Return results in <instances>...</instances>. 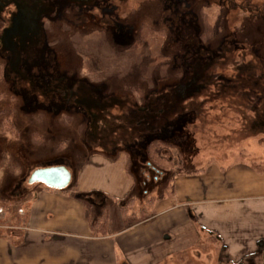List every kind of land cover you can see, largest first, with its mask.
I'll list each match as a JSON object with an SVG mask.
<instances>
[{
	"label": "rangeland",
	"instance_id": "1",
	"mask_svg": "<svg viewBox=\"0 0 264 264\" xmlns=\"http://www.w3.org/2000/svg\"><path fill=\"white\" fill-rule=\"evenodd\" d=\"M44 1L52 10L40 20L42 42L35 55L24 58L23 68L43 87L61 76L69 84L77 79L88 82L97 96L109 100L111 116L105 123L111 128L104 140L90 137V118L83 105L66 104L59 95H39L31 85L16 87L5 76L7 59L0 39L1 211L12 195L25 197L35 192V185H45L29 182L38 168L66 166L73 175L69 185L49 189L77 193L78 176L93 155L105 150L109 156L126 153L135 181L126 212L141 219L168 188L170 194L182 168L188 174L214 166L224 173L234 168L264 173V128L255 127L257 107L262 105H256L252 95L257 86L264 87V0H233V7L226 0H106L92 7ZM249 5L253 14L246 9ZM12 8L0 7V38L10 24ZM143 25L162 34L134 46ZM204 50L207 58L201 56ZM199 59L209 64L205 72L211 81L201 97L184 100L189 90L175 86L191 81ZM241 73L258 77V85L241 82ZM227 82L239 87L237 91L226 90ZM159 94L163 108L179 106V111L149 117L152 124L143 123L133 131L137 123L121 115L146 108V101ZM12 124L18 128V139L12 138L17 132ZM152 142L161 164L149 155ZM222 248L219 240L205 238L175 252L166 264H264V250L235 262L222 257Z\"/></svg>",
	"mask_w": 264,
	"mask_h": 264
},
{
	"label": "crops",
	"instance_id": "2",
	"mask_svg": "<svg viewBox=\"0 0 264 264\" xmlns=\"http://www.w3.org/2000/svg\"><path fill=\"white\" fill-rule=\"evenodd\" d=\"M108 152L92 156L77 178V193L45 184L8 198L0 210V264H166L205 238L219 240L228 261L264 250V173L214 166L188 174L182 168L170 194L168 188L139 220L122 209L135 187L128 157ZM104 212L107 232L94 234L92 224Z\"/></svg>",
	"mask_w": 264,
	"mask_h": 264
},
{
	"label": "flooded vegetation",
	"instance_id": "3",
	"mask_svg": "<svg viewBox=\"0 0 264 264\" xmlns=\"http://www.w3.org/2000/svg\"><path fill=\"white\" fill-rule=\"evenodd\" d=\"M68 2H75L79 6L87 5L89 7L95 6L101 1L106 0H67ZM230 7L232 6L233 0H226ZM235 7L238 5L235 4ZM14 9L13 13L10 14V24L4 29L1 35V49L6 54L7 65L4 67L6 78L12 80L16 87L19 84L31 85L32 90H38L39 95H46L51 97L59 95L65 103L81 104L87 108L89 114V130L88 135L90 137L97 138L98 140H104L108 137L110 131L109 125L105 123L108 116H111L107 110H109L108 102L106 98L97 96L96 92L92 89V85L84 80L77 79L71 84L68 83V78L65 76L54 77L49 82L48 87H43L40 81L36 78L30 77L28 72L23 68L24 58L35 55V48L41 44V33L42 25L40 23L41 18L52 10V6L49 2L44 0H0V7H11ZM79 9H82L79 7ZM247 11L253 14V8L251 5L246 7ZM264 11V8L262 9ZM261 11V12H263ZM44 52V51H43ZM207 51L201 56L207 58ZM51 53V51L47 52ZM53 54V53H52ZM208 63H204L199 59L196 67H194V73L190 80L180 82L175 88L181 89H195L197 86L201 87V83L198 80V75L201 76V66L206 69L209 67ZM204 68V69H205ZM14 77H12V75ZM187 82V83H186ZM200 83L199 85L196 83ZM37 85V88L35 86ZM197 85V86H196ZM146 111V108H142ZM140 108H132L128 110V113L124 114V118L127 122L137 123V126L132 129L136 131L138 127L142 125V119L140 116ZM104 117V118H103ZM147 121H145L146 123ZM101 124L104 126L101 127ZM124 128V125H120ZM135 134L134 132H131Z\"/></svg>",
	"mask_w": 264,
	"mask_h": 264
},
{
	"label": "trees",
	"instance_id": "4",
	"mask_svg": "<svg viewBox=\"0 0 264 264\" xmlns=\"http://www.w3.org/2000/svg\"><path fill=\"white\" fill-rule=\"evenodd\" d=\"M263 14V13H262ZM140 36H141V38L140 39H136L135 41H134V43H133V45L134 46H140V45H142V43H143V40L146 38H149V37H151V36H154L155 34H162V31H160V30H157V29H154L153 27H150V26H148V25H143V27L141 28V30H140ZM204 52V51H203ZM204 64V63H203ZM205 67H201V76L200 75H198V80L200 81V83H196V84H200L201 85V87H198L197 85V87L195 88V89H189L188 88V90H189V92L188 93H186L185 95H184V97H183V99L185 100V96H188V97H190V98H194L195 96H199V97H201L202 96V93L203 92H205L207 89H208V85H209V81H211V78H210V76H209V79H207V74H206V72H205V69H204ZM248 74V73H247ZM246 73H241V74H239L238 76H239V79H241V82H247V80H250V81H252L254 84H257L258 85V83H259V79H258V77H256V76H250V75H247ZM230 80V79H229ZM231 81V80H230ZM228 83V82H227ZM231 83V82H230ZM230 83H228V86H226V90H230V89H235V91H237V89L239 88H235L234 86L232 87V85L230 84ZM240 84V83H239ZM242 84V83H241ZM232 87V88H231ZM246 88V87H245ZM176 89H178V90H180V91H182V89L181 88H176ZM221 89H224L225 90V88H221ZM241 90H242V88H241ZM249 90H252V89H249ZM184 92H186L185 90H184ZM231 92H233V91H231ZM253 102L257 105V104H260V105H262L261 107H257V109H260L259 111H257V118L259 119L257 122H255V127L256 128H258V127H261V128H264V87H256V89H254L253 90ZM259 92L261 93L260 95H254L255 93L256 94H259ZM220 93V92H219ZM163 98V94H159V95H152L147 101H146V103L144 104V105H146V107H147V109H146V111H140L141 113H139L140 114V116H141V118L140 119H142V124L143 123H145V121H147L146 122V127H148L150 124H152V122H150V123H148L149 121H148V118L149 117H153V118H155V117H159V116H162V115H164L165 113L164 112H166V111H174V110H178L179 111V108H177V107H179V106H174V107H171L170 109H167V107H164L163 108V106H162V102H161V99ZM209 97H206V99H204L203 101H205V100H207ZM188 99V98H187ZM117 101H119V99H116ZM123 100H121V101H119V102H121V103H123L122 102ZM250 102H252V101H250ZM171 109H173V110H171ZM131 110V109H130ZM124 113H128V111L127 112H124ZM124 115H121V117H123ZM6 127H4V128H2V130H4L5 132H6V129H5ZM118 128H120V125H119V127ZM12 130H15V131H17V132H14V134L15 135H18V128L16 127V126H14L13 124H12V128H11ZM8 130H10V128H8ZM151 145V146H150ZM149 145V148H150V150H149V155H150V157L153 159V161L155 162V163H159V164H161L160 163V159H159V157H157V155H156V153H157V151H155L154 149V147H153V145H154V142H152L151 144ZM158 164V165H159ZM158 167V166H157ZM130 202V201H129ZM128 202V203H129ZM129 205V204H128ZM128 205H126V206H128ZM123 207L122 209H123V211H125L126 212V208L127 207ZM139 220H141V218H138ZM137 219V220H138ZM107 227H108V212H106L105 214H104V216L101 218V220L98 222V223H96V224H92V228H93V233L94 234H98L99 232H103V233H106L107 232Z\"/></svg>",
	"mask_w": 264,
	"mask_h": 264
},
{
	"label": "water",
	"instance_id": "5",
	"mask_svg": "<svg viewBox=\"0 0 264 264\" xmlns=\"http://www.w3.org/2000/svg\"><path fill=\"white\" fill-rule=\"evenodd\" d=\"M72 180V173L66 166H51L36 169L29 182H42L53 188H65Z\"/></svg>",
	"mask_w": 264,
	"mask_h": 264
}]
</instances>
